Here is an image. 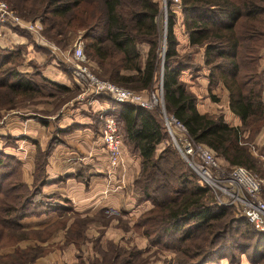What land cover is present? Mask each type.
I'll return each instance as SVG.
<instances>
[{
  "label": "trees",
  "instance_id": "1",
  "mask_svg": "<svg viewBox=\"0 0 264 264\" xmlns=\"http://www.w3.org/2000/svg\"><path fill=\"white\" fill-rule=\"evenodd\" d=\"M5 1L20 17L38 19L43 35L61 48H67L71 36L79 32L85 55L95 64L92 70L100 78L145 94L154 86L162 39L157 22L158 0ZM173 5L169 0L161 74L165 110L217 158L231 166L259 171L250 143L264 127V78L260 70L264 0H179L178 9ZM177 11L191 47L183 54L176 49ZM141 44L147 45L144 58ZM199 50L208 70V96L217 101L213 89L222 83L228 107L240 119L238 126L226 123L222 113L199 112L196 96L180 80L182 70L196 66L194 54ZM20 57L19 47L0 46V110L12 108L19 97L43 95L45 82L67 91L65 86L45 78L38 68L21 71ZM111 103L123 141L140 156L135 180L139 199L151 203L136 217L133 228L149 245L174 253L164 263L220 264L226 259L230 264H239L244 254L250 263L264 264V231L243 214L236 216V204H221L214 199L210 188L193 170L186 169V163L169 144L157 151L159 144L167 142V131L152 109L128 102ZM48 152L49 147L43 154L38 152L34 180L28 186L22 180L20 161L0 150V249L12 247L9 252H0V264H33L47 253L48 247L18 244L27 238L20 223L23 218L57 211L60 218L54 222L55 228L61 218H66L68 201L56 197L62 204L41 193ZM163 162L170 166L173 181L160 171ZM87 219L73 220L67 241L72 239V229L84 230ZM106 251L109 255L100 264H131L140 253L134 246L122 251L112 245Z\"/></svg>",
  "mask_w": 264,
  "mask_h": 264
},
{
  "label": "crops",
  "instance_id": "2",
  "mask_svg": "<svg viewBox=\"0 0 264 264\" xmlns=\"http://www.w3.org/2000/svg\"><path fill=\"white\" fill-rule=\"evenodd\" d=\"M10 31H12L11 28L0 24V46L10 48L15 44H21L28 52L31 42L25 36L14 35ZM174 33L177 39V52L183 54L189 51L191 47L179 13L174 25ZM30 40L32 41V38ZM139 49L144 58L147 45L141 44ZM44 59V52L35 48L33 58L30 59L32 61L25 59L24 64L19 68L23 72H28L31 70V65L37 62L43 63ZM33 61L37 62L33 63ZM194 61L196 66L182 70L179 77L185 83L186 89L196 96L198 111L222 113L226 123L238 126L240 119L229 109L227 91L222 83H218L213 89V94L218 98L217 101L211 100L208 96V70L202 64L201 50L194 54ZM63 62H70L68 55H65ZM61 65L52 62L48 64L47 69H41V74L65 86L68 91L73 90L71 89L72 78L67 75L65 69L61 68ZM260 70L264 78V48L261 51ZM77 96L78 104L75 107H63L54 114L22 113L17 110L6 112L0 119V150L14 155L20 161L22 180L31 186L34 180L36 156L38 152L43 154L49 147L48 155L44 160L45 184L41 187V193L59 202L60 200L56 197L66 199L68 203L65 205L70 206L66 212L64 227L51 232V236L62 237L61 241L57 242L59 244L57 249L38 257L33 264H100L103 259L99 260L97 256L90 258V253L86 251L87 243L90 241L87 240L90 234L87 224L83 231L77 232L72 229V239L66 240L73 220L76 217L100 219L103 212L115 213L117 208H123L122 206L126 205L130 206L131 214L135 215L132 221L134 222L141 211L151 206L149 201L139 199L140 193L135 186L140 170L138 153L129 148L121 135L118 161L116 165H112L103 146L99 127H97L98 118L94 114L98 116L106 113L114 114L112 99L108 95L94 94L91 91L90 94L81 91ZM263 136L264 127L253 139L252 144H260ZM162 146L163 143L159 144L157 151ZM59 218V213L52 211L25 217L20 223L24 230H28L47 227ZM79 236L82 238L79 243H76L75 240L79 239ZM145 241L147 246H150L146 238ZM25 244L31 243L22 245L26 246ZM32 245L35 244L32 243ZM116 245L121 246L119 243ZM94 251L96 252V247Z\"/></svg>",
  "mask_w": 264,
  "mask_h": 264
},
{
  "label": "rangeland",
  "instance_id": "3",
  "mask_svg": "<svg viewBox=\"0 0 264 264\" xmlns=\"http://www.w3.org/2000/svg\"><path fill=\"white\" fill-rule=\"evenodd\" d=\"M0 1L5 3V5L7 7L6 9L10 10L24 24L33 23L38 30L36 32V31L32 30L31 28L28 29L25 26L12 25V24H10V22L8 20L0 21V24H2L4 26L6 25L9 28H11L12 31H10V32H13L14 35L19 34V36L20 35L25 36L31 42L28 52L25 49V46L21 45V44H15L12 47H10V49H15L18 47L20 49V52H21L20 58H22V60H21L22 62L19 61L18 66L19 67L22 66L24 64L25 59H26V61L31 62L32 60H30V59L33 58V52H34V49L36 48L37 50L44 52L45 59H44L43 63H38L37 61H33V63L37 62V64H35V67H34V65H31L32 66L31 70H34L35 68L36 69L38 68L40 71H41V69H47L49 67L48 64H50L52 62H55L56 64H60V65L62 63H64V65H61V68L65 69L67 75L71 76L70 78H72L71 81L73 83V86L71 88L73 90L62 91V90L56 89L52 85L45 82L43 85L44 90H42L44 92L43 95L36 96L34 98H29V99H25V97H19L12 108L0 110V119L2 116H4L3 114H5L6 112H10V111L12 112V111L19 110L22 113H24V112H32V113L38 112L40 114L50 115V114H54L55 111H57L58 109H62L63 107H66V108H68L69 106L75 107L78 104V101L76 100L78 97L77 95L80 94L81 91L84 93L90 94V89L87 87V84L85 82H83V79L79 80L73 75L72 68L75 65H80L82 67H86L87 69H89L90 71H92L94 73L91 66H93V65L95 66V64L91 60H89L85 55L83 42H82L81 36H80L81 34L79 32H77L75 36H71V42L67 46V48H61L60 46L55 44L52 40L48 39L47 37H45L43 35V33H42L43 26H42V23L38 19H31V20L24 19V18L20 17L14 10L10 9L8 3L5 0H0ZM168 2H169V0H158L159 13L157 15V22H158V25L160 27L161 35H162V39L160 42V51H159L158 73H157V79H156L154 86L152 87V89L149 92H146V93H151L153 91L158 90L160 82H161V74H162V66H163L162 61H163L164 35H165V31H166V18H167ZM173 7L178 9L179 8V2L174 3ZM178 13L179 12L177 11V16H178ZM1 18H5V16L4 17L0 16V19ZM31 38H32V41L30 40ZM78 40L81 41V47H82V52H83V56H84L83 60L74 58L73 54H72L74 44ZM6 48H8V47H6ZM64 53H66V54H64ZM65 55H68V59H70V62H67V63L63 62V58L65 57ZM75 79L79 82H77ZM101 79H103V78H101ZM104 80H107V79H104ZM78 85L80 86V88ZM47 92H52L53 95H51V96L45 95V93H47ZM162 97H163V94H162ZM163 105H164V101H163ZM164 109H165V105H164ZM162 111H163V109H161L157 106L152 109V112H154L157 115V117L160 119L164 131H167L165 134L167 142H164L163 145L169 144L171 149H173L176 152V154L179 155L180 158H182V160L187 164L186 160L181 156L178 148L172 142L170 134L167 130V124L163 118ZM166 113H167V111H166ZM37 114H35V115H37ZM94 115L97 116V118H98L97 127H100V123H101L100 116H98L96 114H94ZM0 126H1V124H0ZM250 148H251V151L253 152V155H255L259 161V162H257L259 165V171H253V170H249L247 168L246 169L248 171H250V173L255 178L262 181L261 182L262 186H261V189L259 192V198L262 201H264V183H263L264 182V136H263L260 144L250 143ZM218 162H219V169L217 170V172H219V175H221L222 177H227L229 171L231 170V168L233 166L227 164L221 158H218ZM186 164H184L186 169L188 171L192 172L191 170H193V169L188 164L187 165ZM162 165H163V167H160L161 168L160 171L164 172L166 179H168L169 181H173V177L170 174V166L169 165L167 166L166 164L164 165V162ZM156 179L158 180V179H160V177L158 175H156ZM156 183H157V181H156ZM210 190H211L212 196L218 202L221 199L225 201L224 203H221V204H227L230 201V200H227L226 197H223V198L221 197V196H225V194L222 193L219 189L210 188ZM233 191H235V188H233ZM240 195H241V193H240ZM230 202L233 203V201H230ZM122 207L123 208H120V207L117 208L118 210H116L115 213L112 211L103 212V215L100 217V219L92 220L91 218H88L86 220V223H84V227L87 224V227L89 226L88 229L90 230V234L88 235L89 237L87 239L90 241H89V243H87L88 245H87V250H86L90 253V258H94L97 256V258L99 260L106 259V257H108L107 255H109V252L106 250L109 249V246L116 245L118 243L121 245L120 249L122 251L123 250L124 251L129 250L130 248H133V246H135V245H136V248L139 249V251H140L139 256L134 258L131 264H165L164 262L166 260H170L171 258H173L174 253L170 250L161 249L160 246H152V245L147 246L146 241H145V237L142 235H139L138 232H136V230L133 228V222L132 221H133L135 215H134V213L131 214L132 210H131L130 206L128 207L126 205H123ZM233 211H234V214L236 216L241 215L240 211L237 209L236 206H234ZM141 212H143V211H141ZM61 219H63V220H61L62 222L59 221L57 223L58 227H56V228L54 227V223H52L51 225H49L47 227L25 230V232L27 234V238L22 239L21 241L18 242V244L21 247H24L22 244L27 243V242H29L31 244L32 243L38 244L41 247L47 246L48 247L47 253L53 251L54 249H57V246L59 245L58 243L61 241L62 237L61 236H57V237L51 236V232L56 230V229L64 227L65 219L64 218H61ZM101 223H102V226H101ZM100 229H103L104 232L99 231ZM118 233H120V235H118ZM95 235H96V237H95ZM95 247H96V252L94 251ZM11 250H12V247H4V248L0 249V252L5 253V252H9ZM220 264H230V263L226 259H221ZM239 264H252V263H250L248 261L246 255L242 254L240 257V263Z\"/></svg>",
  "mask_w": 264,
  "mask_h": 264
},
{
  "label": "built area",
  "instance_id": "4",
  "mask_svg": "<svg viewBox=\"0 0 264 264\" xmlns=\"http://www.w3.org/2000/svg\"><path fill=\"white\" fill-rule=\"evenodd\" d=\"M172 1H175L174 3L179 2V0ZM6 8L5 3L0 1V16H5L0 21L8 20L12 25L25 26L28 29L38 31L33 23L24 24ZM72 54L76 59H84L80 40L74 44ZM72 73L77 79H83L91 93L108 95L115 102H128L147 109H153L156 106L163 109V118L167 124L172 142L187 164L196 172L200 181L209 188L219 189L225 194V196H221L222 198L226 197L227 200L233 201L234 204L239 206L241 214L246 216L258 230L264 231V201L259 198L262 181L255 178L243 166H233L227 177L219 175V172H217L219 162L214 153L208 147L196 142L176 117L166 113L163 105L161 82L158 90L145 94L101 79L92 71L80 65H75L72 68ZM100 120L99 133L103 146L110 163L116 165L121 142L120 126L117 123L115 114H103L100 116ZM233 188H235V191H233ZM230 201L228 203H231ZM224 202L222 199L219 200V203Z\"/></svg>",
  "mask_w": 264,
  "mask_h": 264
},
{
  "label": "water",
  "instance_id": "5",
  "mask_svg": "<svg viewBox=\"0 0 264 264\" xmlns=\"http://www.w3.org/2000/svg\"><path fill=\"white\" fill-rule=\"evenodd\" d=\"M162 63H163V61H162Z\"/></svg>",
  "mask_w": 264,
  "mask_h": 264
}]
</instances>
